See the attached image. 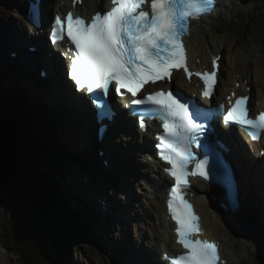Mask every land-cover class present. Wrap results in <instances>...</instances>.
<instances>
[{"label":"snow or ice","instance_id":"obj_1","mask_svg":"<svg viewBox=\"0 0 264 264\" xmlns=\"http://www.w3.org/2000/svg\"><path fill=\"white\" fill-rule=\"evenodd\" d=\"M111 3L109 11L97 12L90 21L74 17L71 12L64 18L55 17L52 42L63 40L66 22L67 37L75 46L69 76L77 91L107 95L114 82L116 93L126 89L136 97L149 82L171 80L172 69L183 68L191 77L185 64L182 36L188 31L189 20L208 14L214 0H111ZM146 3L150 4V12L143 8ZM32 12L34 16L39 14L36 7ZM213 66L215 69V60ZM196 75L203 80V96L210 97L216 71ZM247 100L246 96L238 97L223 115V121L248 129L252 139L258 140L260 132L264 131V113L250 117ZM132 104L154 105L155 113L163 122V133L157 135L156 147L160 150V158L171 165L165 169L175 180L168 206L177 224V243L187 250L171 258L165 254V259L169 264H217V246L193 239V235L201 231L197 223L199 218L181 194V188L189 186V175L209 178L208 160H197L192 149L201 144L200 137L205 131V125L198 121L211 120L214 112L196 107L194 102L173 90L149 93L134 99ZM97 116L101 120L110 119L111 113L106 108H98ZM141 127H144L143 120ZM193 161L195 171L189 172L188 165ZM216 163L219 167L218 159Z\"/></svg>","mask_w":264,"mask_h":264},{"label":"bare ground","instance_id":"obj_2","mask_svg":"<svg viewBox=\"0 0 264 264\" xmlns=\"http://www.w3.org/2000/svg\"><path fill=\"white\" fill-rule=\"evenodd\" d=\"M2 1L3 2L0 1L2 4V7H0V31L3 30V32L8 33L10 31V28L12 29V24H17V20H16V16L14 17V20L13 18H11L12 17L11 13L6 6L7 0H2ZM9 1H12V0H9ZM102 1L106 2L107 0H102ZM231 1L236 2L242 8H245L247 11L250 8L255 7L254 0L248 3L239 2V0H231ZM226 4H229V0H218V8H216V11L211 16L203 17L201 21H196L193 23L192 37L187 43V46H188L187 49L189 53L188 54L189 65L193 69H197L202 66L210 70V66L208 65H210L211 63V57L216 56L217 54L222 53L225 50L227 46V42H224V41L216 42V43L215 42L211 43V42L215 40L217 41V38L213 36L214 35L213 33L214 32L217 33L218 27H215L214 23H215L216 18L219 15V11H220L219 9L223 5H226ZM69 8H70V0L68 1L66 9H69ZM97 10H99V6L95 0H85L83 7L78 8V11L82 13H86V14H92L93 12ZM205 27L208 28L207 31L203 30V28ZM18 30H19V26H18ZM7 36L8 35H6L5 37ZM209 36L213 38H211L210 40ZM2 40L0 39V58L3 59L5 63H9L10 61V58L7 56V54H9L10 52H15L17 50L13 47L19 48L21 52L20 53L21 56H28L26 49L21 44H16L13 42H8V41L2 42ZM14 40L20 41L17 39V37ZM235 46H236L235 43H233V46H231V44L229 47L227 46L228 55H231L232 50ZM11 48L13 49L11 50ZM222 55L224 56V54H221V56ZM249 57L250 56L241 55L240 57L237 58L236 56L232 55L230 59L231 61L230 63H228L230 65V66L228 65L229 71L227 72L223 71L225 70V63H224V66H222L221 73H220L219 85H221L220 89H222L220 93H222L223 91L225 95H228L231 91H235L237 93H244V91L242 90L243 89L242 86H241V89L239 90L235 88L237 82L247 87L252 86V88H253V85L256 84L258 89L261 91V94H259L258 103H253L252 108L254 109L255 112H260V111H264V91L262 89L264 88V58H256L252 60ZM198 59H201L200 60L201 64H198ZM222 60H224V58H222ZM1 67H2V62H0V68ZM2 72L3 73H0V96H1V100L3 103H5L6 105L10 104L11 106L18 105V104L20 105V103H22L26 107H29V109L35 108L39 114H40L39 110H45L48 114H50L51 119L53 120V122H51L53 126L51 123H47L48 117L39 118L37 115L36 116L37 125H35V131H38L39 127H41L42 130L39 131V134L41 136L47 133L49 136H51L52 134L51 138H53V136L57 135L59 139L63 141L64 144H68L70 147H72L74 151L77 152V154H79L78 152H81L80 150L87 148L86 142H84L85 140L84 137L87 136L88 132H85L84 136H82L83 134L82 130L81 131L78 130V127H80V124L77 123L76 120H74L76 121L74 122L73 120L65 119L63 117V114L65 111L64 109H62L61 100L59 97L55 98L56 95L50 90L51 88L49 90L47 89L45 90L44 88H41L44 85H42L37 80L32 82L31 85L29 86V83L26 79V77L28 76L20 72L19 74H21V77L19 78L14 72V70L9 68V66L2 69ZM26 73L28 74V71ZM50 73H51V79H52L51 83L53 84V87L56 90L57 89L60 90V92L64 96L68 95L67 93L68 90L65 89V85L61 84L59 75L57 73H54L53 70H51ZM253 73L255 74L254 78L252 76ZM61 78H64V80H66V83L71 85V82L65 79L64 75L61 76ZM229 78H232V81H230ZM39 85H41V87ZM49 86L51 87V84H49ZM77 92L80 93L82 97H85L84 96L85 91H77ZM251 92H252V95H254L253 89ZM224 93L222 96H218V101L225 99ZM114 100L117 101V99H114ZM121 102L122 104H125V101H121ZM91 106H92V103H91ZM122 106L125 109V106L124 105ZM118 108H120V106H118ZM53 109H59V112L62 117L59 115L53 114V112L51 113ZM68 109H69L68 110L69 114L72 113L73 116H75L78 120L83 119L82 118L83 116H80V114L76 113L74 110H71V107H68ZM84 117L86 118L85 115ZM64 119L67 122H65ZM87 125L90 126L88 122H87ZM136 128L137 127H135V129ZM125 134L126 133H123L121 136H124ZM48 135L45 138V140H48L50 138ZM125 139L128 140L127 142L130 143L129 144L130 150L128 148V151H130V153L132 151L131 149L133 148L135 149V152L137 153L139 152L137 158L135 156V160L133 161L134 163H132L133 168L128 166V169L137 171L136 175L137 174L140 175L139 178L136 177L135 179L136 184H129L131 181L134 180L133 179L134 176H131L132 178L130 177V179H128V177L126 176V179L129 182L128 183L129 186L127 189H132L136 193L137 200L142 202L140 206H141L143 213L147 214V217L145 216L143 217V214L142 212L140 213V211L134 214L137 216L136 218L138 219V226H137L138 228H136V231L134 230L133 231L136 233L138 242L140 241V238H143L147 230H149L150 232V238L148 237L149 245H146L141 240L142 242L141 244L144 247V251H142L141 256L143 258V261L146 260V262H149L150 264H157V261L160 264H166L164 262H160L155 253H160L161 255L164 252H167V253L173 252V250L177 248L174 244V239H173L171 230H166L167 225H170V224L167 223L165 219L166 212H165V205H164L165 198L163 195V192H164L163 190L166 188L168 178L162 173V171L159 169L158 166L150 164L146 161L145 153L139 150L137 147L139 138L136 140V138H133V137H130V138L125 137L124 140ZM149 140H150L149 134L143 137L144 144L149 145L147 144L150 142ZM47 143L49 144L50 141ZM104 146H107V144H104ZM261 148L264 149V138H263V142L261 143V146L258 147L256 152H259ZM233 149H234L233 158L235 161L234 175H235V180H237L236 185H237V190H238V192L236 193V199L239 200V205L236 207L235 206L236 203L234 199H230L226 195V202H225L226 207H223L224 205L223 204L220 205L219 202H223L222 200L225 199V195L222 193L221 194L218 193V192H222V190H213L209 188L205 183L195 182L192 192L194 193L196 192L194 202L197 208V214L200 216L201 218L200 222L202 223L203 228H205L206 232L208 233L207 237L210 240H219V238H217L216 236L214 237L211 232L212 230L217 231L218 224L220 223L217 221L214 215H212V217H214L215 223L210 224L211 222L206 221L207 216L209 214V210H210L209 206H211L215 210V212L219 213L221 211V213L224 216H226L227 221H229V218L231 219L232 223H230L229 226H231L232 230L234 231V234L232 235L234 238L236 237V239H238V240H233L232 242V245L235 248L234 253L237 256L233 257V255L235 254L233 253L232 255V253H230L229 245L231 243L229 241H227L226 244L224 241L220 242L222 253H223L224 258L227 260L226 261L227 264H240V261L246 264L248 261L247 256L249 254L247 249L250 246H255V243H253L252 240H257L255 237L256 236L255 233H258L259 235L260 234L264 235V177L262 173L260 172V169L257 165H251V163H249L246 160L247 153L245 151L241 150V148L237 144H233ZM124 152H125V149L121 148V153H124ZM55 153H59V151H55ZM255 156H257V153L255 154ZM262 160H263L262 162L263 164L261 165H263V168H264V157L262 158ZM111 161L115 162L113 159H111ZM49 163H50L51 168L49 167L48 163H46L42 167L44 169L49 167V171H50L49 173L52 175V177L54 174L60 182L64 181L65 183H69L70 186H72L71 180L74 178V176H71V173L69 172V168L67 164L65 165L59 164L58 158L55 162H49ZM91 163L95 165L96 168L97 167L101 168L99 161L96 162L94 159L91 158ZM123 166H124V160H123L121 169H116L114 170V172L113 171L108 172V173L113 174L114 177H109L108 174L105 175V173L104 175L102 174L104 178L99 173H95L93 176H90V178L86 176L82 177L83 181H80V184H77L76 182L73 183L75 187H74V191L72 188H70V190L73 191L71 195L75 197L77 200L79 199L86 200L88 202L87 209H89L91 213H96L98 212L97 211L98 207L97 205H95V201L97 200L91 199V194L95 192H99L102 189H105V192L109 195V197H111V200L117 205V208L122 209V207L124 206V203L121 200L124 199L125 197L123 196L124 192L122 191V189L124 188L121 187L122 186L121 183L123 182V180L121 182L120 173L127 171V170L122 169ZM58 168H60V170ZM78 170L81 174H83L81 171L87 172L88 168L83 162V164H79ZM155 173L158 176V178L157 180H155L156 182L154 181L156 185L154 187L152 184L147 183L146 181L150 182L152 181V178H156ZM65 183H63V185ZM139 183L140 185L142 183L147 184L148 187L146 188V190H141V188L139 187ZM64 189H65V185H64ZM66 189H68L67 186H66ZM152 189H155L157 192V195L155 198H153L152 196V191H151ZM125 191L127 192L128 190H125ZM146 192H148L152 197L145 195ZM213 193H216L220 196L217 198L218 201L211 202L209 200L210 199L209 197L212 196ZM144 197L147 202L143 200ZM199 198L201 199L202 206L199 205V200H198ZM205 199H207V201ZM208 202H210V204ZM229 212H232L233 215L229 214ZM105 214L107 213L104 212L103 216ZM116 216L117 215H115V217ZM110 218L111 217H108V220L112 221L113 223L109 222L106 224L105 222L104 224V226H106V230L109 231V233L107 232V234H105L106 237L104 236V238L100 237V239L103 242L102 246L109 245V248H111L112 254H116L118 256L116 257L115 259L116 261L113 264H126V262L128 261L131 264H133L132 263V257H133L132 250L130 246L131 245L130 242L132 240L130 237L132 236L133 238V236L135 235H133L131 225L129 228V222L127 221L128 227L124 229V233H123L122 232L123 231V227H122L123 219L121 218V215H119L116 221L111 220ZM86 220L90 225V227L88 228H95L92 226L93 222L89 220V216H87ZM252 220L254 221L256 226L253 224ZM248 222H250L256 229L255 231H252L253 235L255 236H253L252 232L250 233L248 229L245 227L247 226ZM146 225H148V227ZM241 226H244V228ZM115 228L119 229V230L116 229L117 231L114 232L115 234L114 236L118 237L117 239H114L112 236H110L111 235L110 233L113 232ZM87 230L89 231V229ZM91 233L93 234V232ZM101 233L103 232L101 231ZM145 246H147V249H145ZM148 246H150V249L153 248V253L149 254ZM175 254H176V251H174L173 254H171V256ZM4 255H6L5 252H4ZM238 258H239V261H236L238 260ZM123 259H125V261H123ZM0 264H6L5 257L3 256L0 257Z\"/></svg>","mask_w":264,"mask_h":264},{"label":"rangeland","instance_id":"obj_3","mask_svg":"<svg viewBox=\"0 0 264 264\" xmlns=\"http://www.w3.org/2000/svg\"><path fill=\"white\" fill-rule=\"evenodd\" d=\"M0 1L3 2L2 0H0ZM251 1L252 0H250L248 2H251ZM1 2H0V7H2ZM248 2H244V3H248ZM254 4H255V7L250 8L248 11L245 8H242L236 2L231 1V0H229V4L223 5L221 8L219 6L220 11H219L218 17L215 20L214 26L218 27L220 23H223V24H225V27L228 28V30L225 31L223 34H217L216 32H214L213 36L217 38V41L215 40V41H212L211 43L224 41V42H227L228 47L230 46V44H231V46H233V43H235V45H236L233 48L231 55H228V47L227 46H226L227 49L225 48V50L223 51L224 60L222 62H223V66L225 63V70H223L225 72L229 71L230 65L228 63H230V61H231L230 59H231L232 55L236 56L237 58L240 57L241 55L250 56L249 58L252 60L256 59V58H264V53L262 51V45H261V42L263 40L261 38L264 37V0H254ZM8 10L10 11L11 16H12L13 10L12 9H8ZM242 26H244V27L247 26L248 30L246 32H241ZM203 30L207 31L208 28L205 27V28H203ZM211 38H213V37L209 36L210 40H211ZM0 39H3L2 42H5V36L2 35L1 31H0ZM225 54L227 57L225 56ZM232 60H234V59H232ZM0 62H1V58H0ZM0 73H3L2 67L0 68ZM252 76L254 78L255 74L253 73ZM229 79H230V81H232V78H229ZM262 89L264 91V88H262ZM220 91H222V89L219 88V92ZM223 93H224V91H223ZM253 94H254V96H253L254 102L253 103H258V98H259V94H261V91L258 89L256 84L253 85ZM7 107H11V105L10 104L6 105L5 103H3L1 100V96H0V110L2 112H6ZM31 109H33V110H29L26 112L27 114H23V115L29 116V121H28L27 128H26V136L29 140H28V143L25 144V146L23 147L24 150L21 147L22 142L21 143L18 142L19 153L21 154V156L23 158H25V161L29 165H31L33 167H38L39 170L41 172H43V174L45 176L49 177L52 180V183H51L52 187L50 189L54 190V192H57V194L65 195L67 197V199L69 200V203H68L69 206L76 207V208H78V207L87 208L88 202L86 200H80V199L77 200L75 197H73L71 195L73 193L74 187H75L73 183L76 182L77 184H80V181H83L82 177L86 176V177L90 178V176H93L95 173H99L101 175L102 174L104 175V172L99 171V167L96 168L95 165H93L91 163L90 155L92 153H90L89 156H86L85 153L84 154L83 153L77 154V152L74 151V149L72 147H70L68 144H64L63 141L60 140L57 135H55V136H53V138H51L52 134H51V136H49L46 133L50 138L48 140H45L47 135L43 133L44 135L41 136L39 134V131L42 130L41 127H39L38 131H35V125H37V119H36L37 117L36 116L38 115L39 118L48 117L47 123H51V122H53V120L51 119L50 114H48L47 112H45V114H43L41 112V110H39V112H40V114H39L35 108H31ZM9 110L13 111L12 109H9ZM52 126H53V124H52ZM31 131L37 133V136ZM49 141H50V143L48 144L47 142H49ZM54 141H55V143H54ZM64 141H66V140H64ZM127 141L128 140L121 141V143L124 144ZM32 142H33V144H31ZM39 142H41V144L44 146L45 150L42 148H41V150L37 149ZM56 143H57V145H56ZM60 143H61V145H60ZM45 151H47V152L45 153ZM55 151H59V153H55ZM135 156H136L135 151H133V157L135 158ZM57 158H58L59 164H64V165L67 164V166L69 168V172L71 173V176H74V178L71 180L72 186H70L69 183H65L64 181L60 182L54 174L52 177V175L49 173L50 172L49 171V167H50L49 162H55L57 160ZM45 159H47V163L49 165V167H47L46 169H44L42 167L43 165L46 164L44 162ZM82 161L85 163V165L88 168L87 172L81 171L83 174H81L78 170L79 164H83ZM40 162H42L43 164L40 165ZM121 167H122V164H121ZM58 169L60 170V168H58ZM122 169L127 170L126 172H121L123 174L120 173L121 182L123 180V182L121 183L122 184L121 187L124 188V189H122V191L124 192V194H125V190H128V192L131 191L133 193L132 198L130 200V205L126 206V207H128V209L130 207L129 210L131 211V213L134 210L133 208L136 207L138 209L137 211H140V213L142 212L143 217L144 216L147 217V214L143 213V211L141 209V206H140L141 203L140 202L137 203L136 193L132 189H127L129 184H136L135 179H136V177L139 178L140 175H138V174L136 175L135 171L128 169V167L125 164H124ZM55 170H57V169H55ZM108 176L114 177V175L111 173H109ZM126 176L128 177V179H130L131 176H134L133 177L134 180L129 183L128 180L126 179ZM103 178H104V176H103ZM123 178L125 179V181ZM157 178H158V176L155 178V180H157ZM152 180H154V178ZM146 182H148V181H146ZM63 183H65L64 184L65 189H64ZM66 186L68 189H66ZM144 186H145V188H144ZM139 187L141 188V190H146V188L148 186H147V184L142 183L140 185V183H139ZM70 188H72L73 191H71ZM50 189H49V191H50ZM58 191H60V193H58ZM97 193L98 192L94 193L96 196H93V193H92L91 199L96 200ZM145 195L149 196L148 192H146ZM145 195H143V196H145ZM92 196H93V198H92ZM198 200H199V205L202 206L201 199L199 198ZM205 200L207 201V199H205ZM121 201L123 203H125V205L128 204V201H124L123 199ZM136 204H137V206H136ZM95 205H97V207H98L97 201H95ZM209 208H210V210H209V214L207 216L206 221L211 222L210 224L215 223L214 217H212V215H214L215 218L217 219V221L220 223V224H218V230L217 229H216L217 231L212 230L211 233H213L214 237L216 236L217 238H219V240L221 242L224 241L225 244L227 241H229L231 243L229 245L230 253H232V255H233L235 248L232 245V242H233V240H238V239H236V237L234 238L232 235V234H234V231L232 230L231 226H229L230 223H232L231 219L229 218V221H227L226 216H224L221 213V211L219 212L220 213L219 214L218 212H215V210L211 206H209ZM87 211H88L87 215L89 216V219L93 222L94 227H95V228L91 229V232H93V238L95 239L94 240V246H91V245L89 246L87 244H84L81 247L82 253L81 254H79L78 252L75 254L72 253V255L70 257L65 259V264H113L116 261L115 260L116 257H118V256L116 254H112L111 248H109V245L108 246H106V245L102 246L103 242L100 239V237H103V238H104V236L106 237L105 234H107V232L109 233V231L106 230V226H103L105 224V222H106V224L109 222L110 223H113V222L108 220V218H107V221L100 222L101 220H100L99 215H98L99 214L98 210H97L98 212H96V213H91V211L89 209ZM135 212H136V210H135ZM136 213H138V212H136ZM136 217H137L136 215H133L129 221V228L131 225L132 231L133 230L136 231V228H138L137 227L138 226V219ZM252 222L256 226V224L254 223L253 220H252ZM2 223H5V214H3V210L0 206V232L2 229L1 228ZM124 223H125V221H124ZM146 226L148 227V225H146ZM122 227L124 230L128 226L126 224H124V226H122ZM241 227L244 228V226H241ZM245 227L248 229V231L250 233L252 231L256 230L250 222H248L247 226H245ZM116 229L119 230L118 228H115L113 230V232L110 233L111 235L109 234L114 239H117V237L114 236L115 235L114 232L117 231ZM101 231L103 233H101ZM134 231H133V235H135L133 237L134 240L131 237V240H133V241L130 242V244H132V245H133V243L136 244V239H138L136 236V233ZM255 234H256V236L253 235V232H252V235L255 236L257 240H252L253 243H255V246H250L247 249L249 254L247 256L248 261L246 264H264V235L263 234L259 235L258 233H255ZM148 237H150L149 230H147L145 235L143 236V238H140V239L146 245H149L148 244V241H149ZM111 241H112V239H111ZM112 243H114V242H112ZM148 248H150V247L148 246ZM145 249H147V246H145ZM3 251L6 253V255H4ZM1 256L5 257L6 264H20L19 261L17 260L16 256H14L11 253H8L2 247V242H1V237H0V257ZM236 256H237L236 254L233 255V257H236ZM123 261H125V259H123ZM236 261H239V258ZM126 264H129V263L126 262ZM240 264H244V263L240 261Z\"/></svg>","mask_w":264,"mask_h":264},{"label":"trees","instance_id":"obj_4","mask_svg":"<svg viewBox=\"0 0 264 264\" xmlns=\"http://www.w3.org/2000/svg\"><path fill=\"white\" fill-rule=\"evenodd\" d=\"M227 30L221 24L217 32L223 34ZM247 30V26L241 27V32ZM261 39L264 52V37ZM6 120L0 115V171L10 178L13 186L3 188L7 194L4 202L11 212L7 213L8 220L0 232L2 247L16 256L20 264H65L73 252L82 253L84 244L92 245V238L86 235L88 224L77 219L78 214L66 205L63 195L50 189L52 180L21 156L18 150L21 140ZM21 145L24 150V143ZM39 146L43 147L41 142Z\"/></svg>","mask_w":264,"mask_h":264},{"label":"water","instance_id":"obj_5","mask_svg":"<svg viewBox=\"0 0 264 264\" xmlns=\"http://www.w3.org/2000/svg\"><path fill=\"white\" fill-rule=\"evenodd\" d=\"M241 2H248L250 0H240ZM13 186L12 181L10 180V178L8 176H5L1 173L0 171V206L3 210V214H5V223H2V227L4 224H6L7 220H8V215L7 213H10V209L8 208V203L4 202V199L6 197L7 194H5L3 192V188L6 189H11V187ZM15 188V187H14ZM16 201H20L17 197H14ZM13 198V199H14ZM1 227V228H2Z\"/></svg>","mask_w":264,"mask_h":264}]
</instances>
